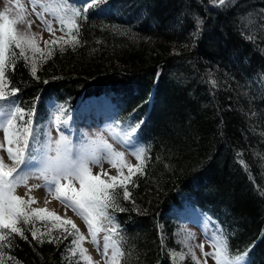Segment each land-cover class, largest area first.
<instances>
[{"label":"trees","instance_id":"16d2710c","mask_svg":"<svg viewBox=\"0 0 264 264\" xmlns=\"http://www.w3.org/2000/svg\"><path fill=\"white\" fill-rule=\"evenodd\" d=\"M14 5L3 0L0 11L8 7L15 18L22 10ZM23 9L39 50L27 47V60L19 49L9 54L2 102L32 113L35 147L50 132L51 102L67 115L98 96L110 97L119 120L149 142L141 171L134 167L125 181L130 198L116 190L124 211L108 209L125 253L121 264H170L174 254L178 264H197L172 223L171 210L184 206L221 218L229 258L264 264V0L221 7L212 0H97L78 19L79 44L73 48L68 26L69 40L44 51ZM195 17L203 21L198 35ZM21 226L28 239L6 236L2 264H87L79 250L71 254L73 237L64 239L58 222L33 217Z\"/></svg>","mask_w":264,"mask_h":264},{"label":"snow or ice","instance_id":"6c2138e0","mask_svg":"<svg viewBox=\"0 0 264 264\" xmlns=\"http://www.w3.org/2000/svg\"><path fill=\"white\" fill-rule=\"evenodd\" d=\"M29 2L36 17L45 24L50 35L55 36L56 30L52 28L51 21L45 20L43 15V12L50 11V8L41 3V0H29ZM100 2L103 3L104 0H100ZM96 3L97 0H85L83 6H71L64 0L60 5L61 14L53 13L55 19L61 25L59 29L61 32H64L65 27L70 26L68 35L71 42H74L72 44L73 48L79 44L78 19H87L89 8H93ZM212 3L213 6L221 7L229 4L230 0H218V3L217 0H212ZM37 6L40 7L41 11H36ZM19 7L22 11L17 12L15 18H9L8 7L0 11V100L5 99L2 85L9 54L15 58L17 55L15 49H19V56L27 60L28 57L25 55L27 47L39 50L32 43L36 35L31 33L33 22L26 19V11H24L23 5H19ZM194 22L197 27L193 35H198L203 21L199 17H195ZM21 25L24 27L21 28ZM72 29H75V34H72ZM63 40L64 37L61 36L51 41H44V43L45 45L49 43L55 45ZM69 42L64 41V43ZM60 50H64L63 44H61ZM31 71L35 76L36 67L33 66ZM16 91V89H12V95H15ZM9 115L10 118L6 121H0V128L3 129L4 139L8 145L6 148L7 156L12 161V164L8 165L5 163L4 157L0 156V230H7L6 234L0 231V242H5L6 236L11 237L12 234L19 235L22 239L27 240L28 237L24 235L25 229L22 228L21 224L32 223L33 217L49 216L58 222L63 232L66 233L64 239H68L69 236L73 237L71 244L74 247L69 249L71 254L75 256L76 251L79 250L80 258L86 261L87 264H97L88 254V249L82 246L87 237L81 232L75 221L67 217V211L70 209L86 225L91 243L97 251H100L98 233H105L103 252L101 253L105 264H121L125 253L119 247L120 241L112 238L113 235H118V226L114 224L113 217L108 214V209L124 211L116 203V190L117 188L123 189L124 200L130 198L125 181L131 182L134 167L135 171H141L140 164L132 166L126 163L125 153L113 150L112 146L102 138L91 141L88 147L73 157L67 148L68 141L63 135L56 142L54 156L47 154L43 149L40 150L41 154L38 157L34 156V152H36V135L38 134L33 133L32 113H25L20 108H14ZM26 116L28 117L27 120H25ZM136 131L137 128H132L133 133ZM4 148L5 144H0V149ZM49 151L51 150L49 149ZM144 152L145 150L140 148L132 153L141 164L143 163L141 158ZM100 153H104L103 158L107 160L112 168H116V175H110L103 170ZM37 158L41 166L40 178L43 179L44 183L35 187H45L49 195L65 206L64 217L54 211H49L46 207L32 208L31 205L37 203L36 198L30 195L32 187H28L24 197L14 194L18 186H28L29 175L27 169H29L32 161ZM90 164L100 166L101 172L93 174ZM123 167L128 168L129 174L127 176H122L121 168ZM102 175L106 179H102ZM261 195H264V192ZM49 202L45 200L46 204ZM104 222L109 227H105ZM97 224H99V227H94ZM29 231H31L34 240L40 243L44 242L42 236H37L36 231L31 229ZM210 240L215 251L203 253L205 258L213 257L216 264H247L245 256H238L235 260L229 259L227 241L222 235L213 236ZM7 242L10 243V240ZM49 242L52 241L49 240ZM0 247H3V243H0ZM200 248L203 252V245H200ZM192 258L196 259L194 254ZM0 264H2V261H0ZM77 264H79V261H77ZM197 264H200L198 260ZM204 264H207V259H205Z\"/></svg>","mask_w":264,"mask_h":264},{"label":"rangeland","instance_id":"374dc122","mask_svg":"<svg viewBox=\"0 0 264 264\" xmlns=\"http://www.w3.org/2000/svg\"><path fill=\"white\" fill-rule=\"evenodd\" d=\"M8 1H9L10 7L13 4H15L14 6L19 11H21V8L19 7V5H23V8H26L27 10H29L31 18L34 21V26H35V28H37L39 30V35H38L39 46H40L42 51H44V48L46 46L44 41H51V40L56 39V38L61 37V36H63L64 38L67 37L66 35H64L63 33L60 32L59 24L53 15L54 9L51 8V5H55L54 2H52L50 0H41V3L45 4L48 8H50V11L43 12V15H44L45 20L51 21L52 28L54 30H56L55 36H52L46 30L45 24H43L41 22V20L36 17L35 13L33 12L32 5L29 2V0H8ZM1 2H2V0H0V4H1ZM82 2H85V0H82ZM38 7L39 6H37V8ZM36 11H41L40 7ZM67 40H69V39H67ZM93 105H94V107H97V108L101 109L102 111H108L109 110V105H107L106 103H95ZM89 106L90 105H86L85 107H89ZM51 109L54 112L53 117L51 119V129L49 132V136L45 137L46 138L45 143L41 146L40 150L43 149L44 152H46L47 154L54 156L55 155V149H56V142L60 139L61 135L64 136L65 129L67 131L72 130V132L74 134H75V130L73 128L70 129V127H71L70 123L72 122V120H70L69 123H67L68 121H62L61 117H60L61 115L57 114L58 113L57 109L53 108V106H51ZM61 111L62 110H59V112H61ZM111 114H112V112H110V115ZM6 120H7V118H5V116L0 115V121H6ZM63 122H65V123H63ZM80 127H82L83 129H87V131L85 133H86V137L90 140V142L96 141L99 138H102L104 141H106L108 144H110L112 146L113 150H115L117 152H124L125 153V162L126 163L131 164V165H137L138 164V161L136 160L135 156L132 154L133 152L128 151L124 147H120L116 144L114 136L112 134H110V128L107 127L106 125H102L100 129L94 128V127H99L97 125H90V126L80 125ZM66 140L68 141L67 148L70 150L71 155L73 157H75V155L78 152H81L84 148L88 147V145H89V143H87L86 145H75V143L72 139L66 138ZM0 144H5V148L0 149V156H3L5 163L8 164V156H7V152H6V148L8 147V145L5 142L4 132H3L2 128H0ZM131 148H133V150L136 149L135 146H133ZM49 149L51 151H49ZM40 150L38 152V156L41 154ZM100 155L102 157L101 164H102L103 170L108 172L111 175L114 171V168H112L111 165L107 162V160L105 158H103L105 156L104 153H100ZM89 166L91 167L93 174H97V173L101 172L100 166L91 165V164ZM21 167H23V166H21ZM40 167L41 166L39 163V159L37 160L36 163L30 165L29 169H27V173L29 175L28 186L27 187L24 185L18 186L15 189L14 194L17 196L24 197L25 193L28 190V187H32V191H31L30 195L35 197L37 200V203H34L31 205L32 208H45L46 207L49 211H54L55 213H58L62 217H64L65 206L62 205L58 200L54 199L53 196L49 195L47 192V189L45 187H35L38 185H42L44 183L43 179L40 178ZM123 168H124V171H125V169H127V167H123ZM102 177H104V176L102 175ZM76 186L78 187L79 185L77 184ZM25 198H27V197H25ZM45 200H48L50 202L46 204ZM67 217H70L71 219H73L75 221V223L77 224V226L80 228L81 232L85 235V237H87V240L84 242V245H85L86 249H88V254L91 255L92 260L94 262H97V264H105V261L101 255V253L103 252V244H104L103 237H104L105 233L101 232V235L98 236V240H99V244H100V251H97L96 247L91 243V237L87 231V228H86V225L84 224V222L78 216H76L70 209L67 211ZM44 218L53 219L52 217H49V216H44ZM202 223L203 222H199L197 220H195L193 222L194 229L196 232V238H195L194 242L196 243L195 249H196L198 261L200 262V264H204L205 259H207V264H216V260L213 257L209 256V257L205 258V256L203 255V253L213 252V251H215V249L211 245V240L209 238L205 237L206 227ZM55 231H57V230H55ZM208 232L210 233V231H208ZM209 237H213V235L209 234ZM200 245H203V252L201 251ZM109 255H110V252H109Z\"/></svg>","mask_w":264,"mask_h":264},{"label":"bare ground","instance_id":"6f19581e","mask_svg":"<svg viewBox=\"0 0 264 264\" xmlns=\"http://www.w3.org/2000/svg\"><path fill=\"white\" fill-rule=\"evenodd\" d=\"M67 38H68V36H67ZM68 39H69V38H68ZM65 40H67V39H65ZM115 96L118 97L117 93L115 94Z\"/></svg>","mask_w":264,"mask_h":264}]
</instances>
